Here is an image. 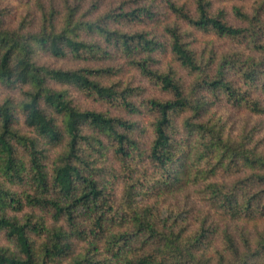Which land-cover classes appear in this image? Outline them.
Returning a JSON list of instances; mask_svg holds the SVG:
<instances>
[{
    "label": "trees",
    "instance_id": "trees-1",
    "mask_svg": "<svg viewBox=\"0 0 264 264\" xmlns=\"http://www.w3.org/2000/svg\"><path fill=\"white\" fill-rule=\"evenodd\" d=\"M252 1L241 24L211 0H32L13 18L0 4V238L13 245L0 264H264V0ZM188 28L232 45L196 47ZM130 69L164 97L143 96ZM220 107L257 121L236 129ZM191 189L207 205L194 226L167 203Z\"/></svg>",
    "mask_w": 264,
    "mask_h": 264
},
{
    "label": "rangeland",
    "instance_id": "rangeland-1",
    "mask_svg": "<svg viewBox=\"0 0 264 264\" xmlns=\"http://www.w3.org/2000/svg\"><path fill=\"white\" fill-rule=\"evenodd\" d=\"M28 1L29 3L32 2V0H0V4L2 5V7H8L12 10L11 15L13 18V16L17 14L18 16H20L21 14L22 16L23 12L27 9L29 5ZM252 3V0H211V9L213 11L223 9L232 23L241 24V21L235 16V9L237 7H242L243 9L249 11L252 7ZM188 29L192 30L195 34L194 37L197 42L194 45L196 47L201 48L207 43H214L215 47L219 49H227L232 45L230 41L218 39L212 33L203 32L192 28ZM38 60L41 63L49 64L56 67H76L78 65V62L70 56L56 58L51 54L45 52H40L38 54ZM127 76V78L133 79L135 85H140L143 87V96L164 97V94L159 90L158 87L149 83V81L141 74H139L138 71H136L135 69H130ZM6 94L7 90L5 89V87L0 86V97H3ZM74 95L77 98L79 104L84 107L95 108L103 111H110L112 113H118L126 116L129 115L127 111L118 110L112 105H107L99 101H94L90 98H85L83 95L80 94L75 93ZM219 109L220 113L223 114L225 118H228L229 121H231V123L236 126V129H239L245 124H248V126H250L257 121V117L248 115L243 110L234 109L232 107H220ZM22 129L25 130L23 126ZM116 193L118 194L117 196H119L121 193V184L119 183L116 186ZM167 203L172 204V206L177 205L180 208L182 206V208H184L182 210H190V223H193V226L197 222V218L200 217V215L203 214L207 208V205L198 201V199L196 198V193L193 192V189L189 190L187 193H185V195L184 193H181L171 197L170 199H168ZM0 243L9 245L11 247L13 246L3 236H1L0 238Z\"/></svg>",
    "mask_w": 264,
    "mask_h": 264
}]
</instances>
